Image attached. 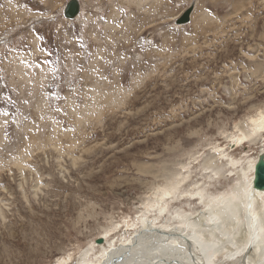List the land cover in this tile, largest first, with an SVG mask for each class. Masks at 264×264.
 <instances>
[{"label":"rangeland","instance_id":"rangeland-1","mask_svg":"<svg viewBox=\"0 0 264 264\" xmlns=\"http://www.w3.org/2000/svg\"><path fill=\"white\" fill-rule=\"evenodd\" d=\"M79 1L0 0V264L77 262L171 178L222 192L261 150L233 145L264 113V0Z\"/></svg>","mask_w":264,"mask_h":264},{"label":"bare ground","instance_id":"bare-ground-1","mask_svg":"<svg viewBox=\"0 0 264 264\" xmlns=\"http://www.w3.org/2000/svg\"><path fill=\"white\" fill-rule=\"evenodd\" d=\"M143 1L135 0L134 6ZM143 5L148 7V0ZM240 132L233 146L259 142L261 150L230 188L211 193L206 183L197 182L188 191L185 179L171 178L145 203L146 212L127 230L130 235L110 239L105 232L97 239L100 245L79 252L77 262L69 256L58 264H264V190L253 186L257 159L264 155V113L250 118ZM187 197L188 209L174 208Z\"/></svg>","mask_w":264,"mask_h":264},{"label":"water","instance_id":"water-1","mask_svg":"<svg viewBox=\"0 0 264 264\" xmlns=\"http://www.w3.org/2000/svg\"><path fill=\"white\" fill-rule=\"evenodd\" d=\"M77 8L78 0L69 1L64 10V17L66 19H74L78 15V13H74ZM192 11H194V4H191V6L177 18L175 24L178 26L187 24L190 21ZM253 186L255 189L264 190V155L262 154L258 157L255 165ZM98 244H101V242L98 241Z\"/></svg>","mask_w":264,"mask_h":264},{"label":"snow or ice","instance_id":"snow-or-ice-1","mask_svg":"<svg viewBox=\"0 0 264 264\" xmlns=\"http://www.w3.org/2000/svg\"><path fill=\"white\" fill-rule=\"evenodd\" d=\"M134 4H135V0H132V4H131L130 6H134ZM123 10H124L123 8L120 9V11H123ZM106 39H107V38H106ZM113 39H115V38L113 37ZM121 59H123V57H121ZM79 71H80L81 73H84V72H85V69L81 68V69H79ZM93 71H96V69L93 68Z\"/></svg>","mask_w":264,"mask_h":264},{"label":"crops","instance_id":"crops-1","mask_svg":"<svg viewBox=\"0 0 264 264\" xmlns=\"http://www.w3.org/2000/svg\"><path fill=\"white\" fill-rule=\"evenodd\" d=\"M78 3H80V1L78 0ZM195 8V7H194ZM80 12V11H79ZM64 15V14H63ZM65 18V17H64Z\"/></svg>","mask_w":264,"mask_h":264}]
</instances>
